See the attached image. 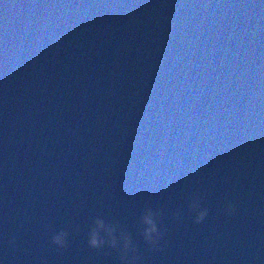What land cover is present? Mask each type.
Returning a JSON list of instances; mask_svg holds the SVG:
<instances>
[{"label": "water", "instance_id": "water-1", "mask_svg": "<svg viewBox=\"0 0 264 264\" xmlns=\"http://www.w3.org/2000/svg\"><path fill=\"white\" fill-rule=\"evenodd\" d=\"M94 218L137 264H264V0H0V259L120 264Z\"/></svg>", "mask_w": 264, "mask_h": 264}, {"label": "clouds", "instance_id": "clouds-1", "mask_svg": "<svg viewBox=\"0 0 264 264\" xmlns=\"http://www.w3.org/2000/svg\"><path fill=\"white\" fill-rule=\"evenodd\" d=\"M190 211L193 214L194 223H200L206 215V210L201 209L197 202L190 205ZM233 211L229 204L225 209L227 214ZM154 214L151 209H145L141 217V223L144 226L142 236L144 240L154 248L157 247L158 241L161 238V233L158 232L154 222ZM66 233L63 230L55 231L50 237V243L56 248H61L65 244ZM14 240H9V246L13 244ZM86 244L91 249H100L107 246L117 250V259L120 264H137V257L135 255L129 257L127 255L130 243L126 233L118 232L117 227L111 223H106L102 218H94L87 226L86 230ZM0 264H4V260L0 259Z\"/></svg>", "mask_w": 264, "mask_h": 264}]
</instances>
